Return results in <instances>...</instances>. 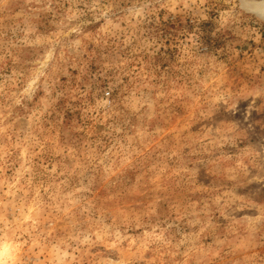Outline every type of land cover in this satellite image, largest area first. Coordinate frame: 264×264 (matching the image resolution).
<instances>
[{"label": "rangeland", "instance_id": "1", "mask_svg": "<svg viewBox=\"0 0 264 264\" xmlns=\"http://www.w3.org/2000/svg\"><path fill=\"white\" fill-rule=\"evenodd\" d=\"M264 0H0V264H264Z\"/></svg>", "mask_w": 264, "mask_h": 264}, {"label": "bare ground", "instance_id": "2", "mask_svg": "<svg viewBox=\"0 0 264 264\" xmlns=\"http://www.w3.org/2000/svg\"><path fill=\"white\" fill-rule=\"evenodd\" d=\"M263 12H264V10H263Z\"/></svg>", "mask_w": 264, "mask_h": 264}]
</instances>
